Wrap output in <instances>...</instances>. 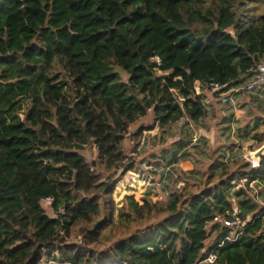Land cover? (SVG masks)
Returning <instances> with one entry per match:
<instances>
[{
    "label": "trees",
    "instance_id": "16d2710c",
    "mask_svg": "<svg viewBox=\"0 0 264 264\" xmlns=\"http://www.w3.org/2000/svg\"><path fill=\"white\" fill-rule=\"evenodd\" d=\"M262 63L264 0H0V264H264V157L241 147L171 167L162 202L112 198L146 132L207 115L196 83L219 97Z\"/></svg>",
    "mask_w": 264,
    "mask_h": 264
},
{
    "label": "rangeland",
    "instance_id": "374dc122",
    "mask_svg": "<svg viewBox=\"0 0 264 264\" xmlns=\"http://www.w3.org/2000/svg\"><path fill=\"white\" fill-rule=\"evenodd\" d=\"M198 84H196L197 87ZM257 94L255 93H245L243 95V97L248 100L249 102H253L251 105V107L254 105H258V99H263V97H261V95L258 97L256 96ZM262 96H264V90L262 91ZM253 106V107H254ZM256 110H259L257 108H255ZM253 111V110H252ZM250 113V112H249ZM250 115V114H249ZM194 123V122H192ZM189 124V122H181L180 123V127L179 129H181L183 131V128L185 125ZM189 128H191V122H190V126H188ZM225 126H221L220 129H224ZM189 128H187L189 130ZM253 124H246L242 126V129L240 130L244 136L246 140L244 142V144L242 146H246V150H250L248 149L249 144L251 143L248 139H252V135H253ZM180 130V131H181ZM235 130V129H234ZM192 130H190L191 132ZM162 131L158 130L157 134H156V138H155V147L154 148H150L148 146V140H152L151 136H147L149 135V133H145L144 134V138L142 141V144L139 148V157L137 156L138 159H143L142 161V169L139 171H129L126 172L123 177L119 180V182L116 184L115 189L113 190V194H112V198L114 200V203L116 204L117 209H122L124 204H125V198L129 195H132L134 197V199L137 201L138 205H144V204H148L150 201L154 202V201H164L165 199H167V196L170 194L171 190L173 189V187H182L184 184V179H183V175L179 174L176 170H174L171 167H167L165 166V160L168 158H159V156H161L160 154H162L161 152L165 150L166 146H168L169 150L166 151H170L172 150V148L176 149V146L178 147V151L183 153L186 152L188 153V155H192L193 157L197 155L198 159L195 157V162H194V166L195 167H203L202 164V158L207 157L206 155H203L202 157H199V153L201 151V149L203 148V146L200 143H192V141H188L187 139H178L177 133H169V136L171 135V137H169L168 142L166 141H158L157 140V135H160ZM190 132H181V134H185V135H189ZM248 133V134H247ZM234 134L240 135L239 129L237 130V132L234 131ZM146 137V140H145ZM229 133L228 131H225V136L224 139L225 141L228 139L229 140ZM162 139V137H161ZM231 139V137H230ZM145 140V142H144ZM158 141V142H157ZM183 141V142H182ZM153 143V142H152ZM216 143V142H215ZM249 143V144H248ZM226 146V148L229 146V141L225 142L224 147ZM143 148V151H142ZM226 148L224 149V156L227 157V152H226ZM244 148H241L239 151H244ZM208 151H204V152H209L212 149H214V147H210L207 148ZM246 151V154H247ZM174 152V150H173ZM238 152V151H237ZM82 153L84 154V156L87 158L88 161H92L94 158H96V149L94 147V145L90 144L87 145L86 148L82 151ZM245 154V152H244ZM152 160H156V161H152ZM158 163V164H157ZM158 167V169L156 168ZM179 171V169H177ZM180 172V171H179ZM104 174V173H102ZM182 175V176H181ZM190 176V175H189ZM187 177V176H186ZM194 177V176H193ZM193 177L190 178L191 181H193ZM195 178V177H194ZM44 207L48 210V213L50 214V211L48 209L49 207V201L46 200L43 202ZM45 264H52V262H48L46 261Z\"/></svg>",
    "mask_w": 264,
    "mask_h": 264
},
{
    "label": "crops",
    "instance_id": "0c3cea01",
    "mask_svg": "<svg viewBox=\"0 0 264 264\" xmlns=\"http://www.w3.org/2000/svg\"><path fill=\"white\" fill-rule=\"evenodd\" d=\"M197 85V91L200 92L202 91V93H205V101L207 104V115L200 119L198 122L192 123L191 122V128H189L188 126H190V122L189 124L185 125L183 128V131L181 129H179L180 127V123L186 120H181L175 124H173L169 129H166L165 131H162L160 133L161 137L159 135H157V140L160 142H168L169 137H171V135L169 136V133H174L178 136V139H187L188 141L191 142V139L194 135L198 136V142L200 140L201 145L203 146V148L201 149L200 153H199V157H202L203 155L208 154V152H204V151H208L207 148L210 147H222V148H226L225 142L229 141V146L233 147L235 146V149H239L244 148V146H242L244 144V142L246 140L244 136H242V132L240 131L242 129L243 125H246L248 123L250 124H254L257 122L258 124V130L259 131H263L264 130V122L262 121H256V117L261 118L260 116H258V114H263L264 111H260V110H256L255 108L257 106L260 107V109L264 108V96H262V91L259 92H255V94H257L256 96H260L263 97V99H258V105L256 106H252L250 104H252L253 102H249L248 100H246L243 95L245 94V92H241L239 91L238 93H236V98L238 101V106L236 107H226L223 104H221L219 102V97L218 96H212L210 94V92L205 91L204 89L201 90V87H199V83H196ZM253 110V111H252ZM250 112V113H249ZM250 114V115H249ZM263 119V118H261ZM264 120V119H263ZM221 126H225L224 129H220ZM189 128V130L187 129ZM235 129V130H234ZM239 129L240 135L234 134V131L237 132V130ZM159 129L155 128L149 132V135L147 136H151L152 140H148V146L150 148H154L155 147V136L157 134V131ZM181 130V131H180ZM190 130H192L190 132ZM253 130V129H252ZM225 131H228L230 137L229 140L227 139L225 141L224 136H225ZM169 132V133H168ZM181 132H190L189 135H185V134H181ZM253 132V131H251ZM146 140V137H145ZM144 140V142H145ZM251 143H255V140L253 139H248ZM157 141V142H158ZM153 142V143H152ZM183 142V141H182ZM216 142V143H215ZM196 143V142H195ZM235 145H232V144ZM144 144V143H143ZM142 144V146H143ZM249 144V143H248ZM169 146V145H168ZM166 146V147H168ZM144 147V146H143ZM259 147V146H258ZM246 148V146H245ZM244 148V151L246 154V149ZM255 149V148H254ZM173 150L174 152L177 151V155L180 154V152H178V147L176 146V149L172 148V150L170 151H162V156H159V158H165L168 156V158L173 155ZM143 151V148H142ZM195 157L198 159L197 155L196 156H188L185 158H181L178 157V162L172 165H168L167 167H174L175 169H179L180 172H184L186 174H189L191 172V170L193 169L194 166V162H195ZM152 161H156V160H152ZM166 162V161H165ZM167 163V162H166ZM165 163V165H166ZM158 164V163H157ZM158 169V167H156ZM173 168V169H174Z\"/></svg>",
    "mask_w": 264,
    "mask_h": 264
},
{
    "label": "built area",
    "instance_id": "2783aa9c",
    "mask_svg": "<svg viewBox=\"0 0 264 264\" xmlns=\"http://www.w3.org/2000/svg\"><path fill=\"white\" fill-rule=\"evenodd\" d=\"M159 61V60H158ZM214 88H218L219 86L217 84H213ZM264 90V63L258 65V67L255 70V73L253 76H251L247 81H245L242 85L235 86L230 88L229 90L219 94V102L226 107H236L238 106V101L236 98V93L239 91L245 92V93H255ZM198 136L194 135L191 139L192 143L197 142ZM228 156V153H227ZM245 158H247L254 166H257L259 163L252 161L249 159V156L247 154L243 155ZM237 186H243L245 187V181H241ZM250 187L254 188V181L249 184ZM260 187H264V183L259 185ZM257 186L255 189L258 190L260 187ZM237 209L234 210L232 213L231 219H227L224 221L226 226L231 227L233 230L225 237L226 240H235L238 235L240 234V229L243 225V221L239 220L237 217ZM215 259V254L210 253L205 257V259L202 262L212 263Z\"/></svg>",
    "mask_w": 264,
    "mask_h": 264
},
{
    "label": "water",
    "instance_id": "95a60500",
    "mask_svg": "<svg viewBox=\"0 0 264 264\" xmlns=\"http://www.w3.org/2000/svg\"><path fill=\"white\" fill-rule=\"evenodd\" d=\"M227 32L231 35H234L233 28L230 26L227 29ZM261 118L264 119V113L263 114H258ZM247 155L249 156V159L252 161H255L257 163L260 162L261 158L264 157V143L261 144L259 147L255 149H250L247 151Z\"/></svg>",
    "mask_w": 264,
    "mask_h": 264
}]
</instances>
